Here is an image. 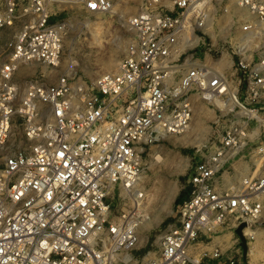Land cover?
I'll use <instances>...</instances> for the list:
<instances>
[{
  "label": "built area",
  "instance_id": "obj_1",
  "mask_svg": "<svg viewBox=\"0 0 264 264\" xmlns=\"http://www.w3.org/2000/svg\"><path fill=\"white\" fill-rule=\"evenodd\" d=\"M49 4L0 0V264H250L248 250L225 255L218 238L242 223L255 238L247 229L264 224V144L255 172L237 185L225 178L264 129V0H174L169 11L142 0L116 70L35 74L23 87L21 67L61 62L68 24ZM111 8L86 2L90 14ZM199 101L226 125L191 152L187 193L159 252L133 263L143 154L188 132ZM116 188L133 203L119 216Z\"/></svg>",
  "mask_w": 264,
  "mask_h": 264
},
{
  "label": "rangeland",
  "instance_id": "obj_2",
  "mask_svg": "<svg viewBox=\"0 0 264 264\" xmlns=\"http://www.w3.org/2000/svg\"><path fill=\"white\" fill-rule=\"evenodd\" d=\"M49 1L53 18L68 24L61 62L54 69L39 64L21 67L16 73L20 85L24 87L25 79L35 74H43L49 81L64 71L76 77L95 79L101 73L116 70L132 37L127 27L128 18L137 12L142 0H111L112 8L109 12L93 14L86 10L87 0ZM161 2L167 11L174 7V0ZM184 44L182 48H186ZM116 46L119 47L116 64L111 68L104 67L102 59L112 55ZM2 52L0 45V59ZM225 125V116L213 105L199 101L190 131L182 135H169L146 149L143 154L145 171L140 181V188L146 195L145 201L142 200L143 207H140V210L145 211V222L140 228V249L135 252L133 263L159 252L160 237L176 223L182 199L187 193L185 185L193 162L191 152L204 143H215ZM261 131L260 138L256 140L257 145L245 150L241 154L242 158L225 176L227 182L237 185L243 177L255 172L259 166L254 161L258 156L256 151L264 144V129ZM132 198L135 205V198ZM109 200L112 202L113 216H119L133 205L125 190L120 188L113 191ZM254 229L257 230L254 234L257 236L246 238L249 248L247 260L250 264H264V224L256 223ZM247 233L250 234L248 230ZM218 239L222 242L225 255H232L239 248L244 254L240 236L235 231L226 228Z\"/></svg>",
  "mask_w": 264,
  "mask_h": 264
},
{
  "label": "bare ground",
  "instance_id": "obj_3",
  "mask_svg": "<svg viewBox=\"0 0 264 264\" xmlns=\"http://www.w3.org/2000/svg\"><path fill=\"white\" fill-rule=\"evenodd\" d=\"M90 24H94V23H90ZM186 47L187 46H189V41H186L185 42V44H184ZM115 46V45H114ZM183 46H181V49H184V48H182ZM114 48V47H113ZM118 48L119 47H117L116 46V51L112 54V55H110L109 57H106V58H103L102 60V62H103V66L104 67H106V68H111V67H113L115 64H116V56H117V50H118ZM27 68V67H26ZM46 68V67H45ZM30 70V69H29ZM22 71H23V69H22ZM113 71V70H112ZM109 72V71H108ZM217 102L219 103V104H221V102L220 101H218L217 100ZM191 128H192V126H191ZM191 130V129H190ZM189 130V131H190ZM193 133V132H192ZM158 157V156H157ZM137 195V194H136ZM135 194L133 195V197L135 198V202H136V206L139 208L138 210H140V207H143V204H144V202L142 201V199L141 198H138L137 196H136ZM249 232H250V234H252V235H254V234H256V230H250V229H247Z\"/></svg>",
  "mask_w": 264,
  "mask_h": 264
},
{
  "label": "water",
  "instance_id": "obj_4",
  "mask_svg": "<svg viewBox=\"0 0 264 264\" xmlns=\"http://www.w3.org/2000/svg\"><path fill=\"white\" fill-rule=\"evenodd\" d=\"M247 226L246 223H242L237 229H236V233L240 236L241 242H242V247L244 250V253L247 254V250H248V243H247V239L243 233V228H245Z\"/></svg>",
  "mask_w": 264,
  "mask_h": 264
},
{
  "label": "crops",
  "instance_id": "obj_5",
  "mask_svg": "<svg viewBox=\"0 0 264 264\" xmlns=\"http://www.w3.org/2000/svg\"><path fill=\"white\" fill-rule=\"evenodd\" d=\"M223 248V247H222ZM225 253V252H224Z\"/></svg>",
  "mask_w": 264,
  "mask_h": 264
}]
</instances>
